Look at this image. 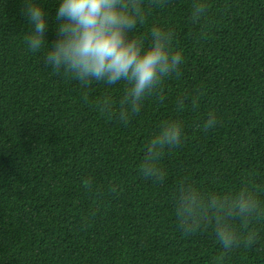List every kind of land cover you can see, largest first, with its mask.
Returning <instances> with one entry per match:
<instances>
[{"label": "trees", "instance_id": "1", "mask_svg": "<svg viewBox=\"0 0 264 264\" xmlns=\"http://www.w3.org/2000/svg\"><path fill=\"white\" fill-rule=\"evenodd\" d=\"M38 2L51 47L61 0ZM203 2L193 23V0H144L134 35L147 44L153 26L172 29L184 62L123 124L129 85L54 72L47 45L28 50L25 0H0V264H264V215L248 226L255 243L224 255L210 220L188 233L175 214L189 192L206 204L247 188L264 207V0ZM170 120L181 143L165 148L159 182L139 165Z\"/></svg>", "mask_w": 264, "mask_h": 264}, {"label": "clouds", "instance_id": "2", "mask_svg": "<svg viewBox=\"0 0 264 264\" xmlns=\"http://www.w3.org/2000/svg\"><path fill=\"white\" fill-rule=\"evenodd\" d=\"M165 0H149L150 7H159ZM23 13L31 31L24 37L28 50L35 53L47 45L43 62L54 72L70 74L84 85L104 81L109 85L120 81L129 87L121 101L126 105L118 114L123 123L131 114H138L146 98L159 91L165 78L178 74L184 62L182 51L173 46L172 29L153 26L150 42L134 35L144 23L147 10L144 0H61L56 11L57 38L51 47L45 40L48 28L47 12L38 0H25ZM207 13L203 0H193L191 20L200 23ZM183 103V99L179 101ZM102 112H111L110 100L98 102ZM214 113L204 123L205 130L217 124ZM182 125L176 120L164 122L151 139L143 154L139 170L146 178L162 182L164 172L159 167L166 147L181 143ZM180 228L193 232V224L210 220L215 225V237L224 255L234 248L249 247L257 233L248 226L264 215L253 191L247 188L232 198L210 199L206 204L191 192L180 194L175 210ZM233 222L241 225L237 234Z\"/></svg>", "mask_w": 264, "mask_h": 264}]
</instances>
